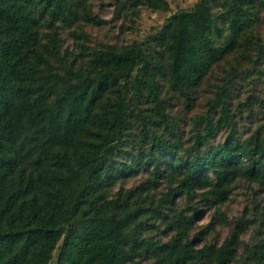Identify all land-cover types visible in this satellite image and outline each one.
Listing matches in <instances>:
<instances>
[{"label": "trees", "instance_id": "obj_1", "mask_svg": "<svg viewBox=\"0 0 264 264\" xmlns=\"http://www.w3.org/2000/svg\"><path fill=\"white\" fill-rule=\"evenodd\" d=\"M216 2L179 11L152 38L167 54L176 93L204 87L238 39L247 42L256 10L264 12V0H224L225 36ZM80 3L0 0V264H132L139 256L155 264H231L244 230L239 224L220 247L196 250L190 232L199 211L170 221L174 236L166 242L145 237L143 219H167L161 209L178 195L201 192L209 204L224 203L240 178L264 184L262 131L240 133L226 80L186 147L187 134L161 98L160 65L142 45L93 50L75 63L71 78L62 75L47 52L61 54L57 28L79 18ZM136 3L170 9L167 0ZM132 95L146 99L149 115L131 110ZM140 172L152 184L169 181L158 205L134 201L133 191L111 195ZM246 264H264V245L249 252Z\"/></svg>", "mask_w": 264, "mask_h": 264}, {"label": "rangeland", "instance_id": "obj_2", "mask_svg": "<svg viewBox=\"0 0 264 264\" xmlns=\"http://www.w3.org/2000/svg\"><path fill=\"white\" fill-rule=\"evenodd\" d=\"M136 1L81 0L82 12H79V18L57 28L61 40V54L51 56L47 52L57 71L71 78L76 70L75 63L88 57V52L107 46L122 48L133 44L142 45L146 56L160 65L157 81L162 89L161 98L170 119L176 124L179 123L187 134L186 147L189 146V139L197 127L196 123H201L199 119L205 114L208 99L219 91V87L226 80L231 84L230 105L238 112L240 133L251 134L260 130L264 135V12L256 10L247 42L238 39L233 53L226 57L204 87L179 94L170 86L167 54L152 38L163 29L171 16L181 10L194 8L199 0H167L170 5L168 12L137 5ZM225 13L224 0H217L215 14L219 18L218 25L225 28L227 36L230 31L222 18ZM85 15L91 19L97 18L102 23H91L84 18ZM75 33L79 38L74 36ZM46 42L44 39L43 43ZM222 43L225 44V40L219 41L220 45ZM132 92L134 94L135 91ZM132 101V111L137 113L142 109V114H150V105L146 99L139 100L132 95ZM139 128L136 132V143L142 139ZM152 182L149 173L140 172L118 183L111 195L122 190L133 191L134 201H143L146 207L152 203L158 205L163 195L168 192L169 181L160 179L157 183ZM161 210L167 219L156 221L149 214L143 219L142 233L145 237L166 242L174 236L173 228H169L170 221L179 214L190 217L194 216L195 211H199L190 232V239L196 250L220 247L232 237L238 224L244 230L240 234L237 255L231 264H246L249 252L264 245V184L259 182L238 179L230 187L228 199L224 203L209 204L202 199L201 192H198L191 199L178 195L174 197L170 208ZM200 263L203 264L204 261ZM132 264H155V261L139 256Z\"/></svg>", "mask_w": 264, "mask_h": 264}]
</instances>
